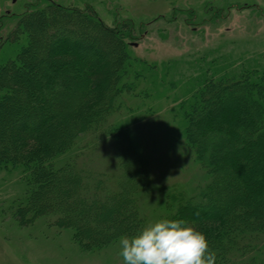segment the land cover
I'll list each match as a JSON object with an SVG mask.
<instances>
[{
    "label": "trees",
    "instance_id": "trees-1",
    "mask_svg": "<svg viewBox=\"0 0 264 264\" xmlns=\"http://www.w3.org/2000/svg\"><path fill=\"white\" fill-rule=\"evenodd\" d=\"M131 29L108 27L91 10L41 1L7 38L26 44L0 66V169L20 167L28 178L17 220H52L85 250L119 244L152 223L141 202L154 190L148 164L128 127L111 124L121 96H135L134 82L123 81ZM236 78L205 80L187 103L186 140L209 180L194 195L164 190L159 217L204 233L216 264H256L251 252L264 235V79ZM89 134L115 143V185L107 173L80 167L79 154L57 164Z\"/></svg>",
    "mask_w": 264,
    "mask_h": 264
},
{
    "label": "rangeland",
    "instance_id": "rangeland-1",
    "mask_svg": "<svg viewBox=\"0 0 264 264\" xmlns=\"http://www.w3.org/2000/svg\"><path fill=\"white\" fill-rule=\"evenodd\" d=\"M41 1L46 0H0V66L14 60L26 44L23 37L10 43L7 38L29 5ZM51 1L91 10L111 28L131 24V61L123 81L134 82L135 96H121L111 124L128 127L148 164L154 190L141 202L154 223L162 216L164 190L178 187L194 195L209 180L185 136V111L201 83L245 73L254 82L264 79V0ZM77 154L80 167L107 173L115 185L120 173L112 140L89 134L57 164ZM27 179L23 168L0 169V264H123L120 244L85 250L73 231L53 226L52 220L21 225L16 211L27 200ZM253 246L251 257L264 264V235Z\"/></svg>",
    "mask_w": 264,
    "mask_h": 264
},
{
    "label": "clouds",
    "instance_id": "clouds-1",
    "mask_svg": "<svg viewBox=\"0 0 264 264\" xmlns=\"http://www.w3.org/2000/svg\"><path fill=\"white\" fill-rule=\"evenodd\" d=\"M123 264H216L217 255L204 233L184 220L160 219L133 236H123Z\"/></svg>",
    "mask_w": 264,
    "mask_h": 264
}]
</instances>
